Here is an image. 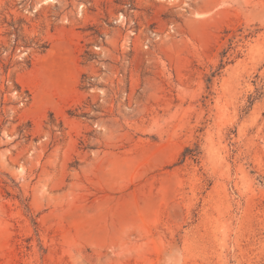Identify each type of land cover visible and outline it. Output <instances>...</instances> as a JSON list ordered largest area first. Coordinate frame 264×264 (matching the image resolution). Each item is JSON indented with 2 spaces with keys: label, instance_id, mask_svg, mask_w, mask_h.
I'll return each instance as SVG.
<instances>
[{
  "label": "rangeland",
  "instance_id": "1",
  "mask_svg": "<svg viewBox=\"0 0 264 264\" xmlns=\"http://www.w3.org/2000/svg\"><path fill=\"white\" fill-rule=\"evenodd\" d=\"M0 264H264V0H0Z\"/></svg>",
  "mask_w": 264,
  "mask_h": 264
},
{
  "label": "trees",
  "instance_id": "2",
  "mask_svg": "<svg viewBox=\"0 0 264 264\" xmlns=\"http://www.w3.org/2000/svg\"><path fill=\"white\" fill-rule=\"evenodd\" d=\"M47 49V47H44V51ZM9 69V67L6 66V71ZM18 87V86H17ZM188 151L189 150H186L184 153H183V157L186 159L188 158L189 156L192 158L194 157V154H188Z\"/></svg>",
  "mask_w": 264,
  "mask_h": 264
}]
</instances>
